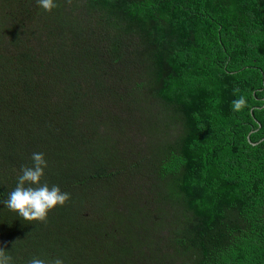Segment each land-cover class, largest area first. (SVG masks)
Wrapping results in <instances>:
<instances>
[{
	"label": "trees",
	"instance_id": "1",
	"mask_svg": "<svg viewBox=\"0 0 264 264\" xmlns=\"http://www.w3.org/2000/svg\"><path fill=\"white\" fill-rule=\"evenodd\" d=\"M55 3L0 0V199L34 152L70 193L0 204L15 264H264V0Z\"/></svg>",
	"mask_w": 264,
	"mask_h": 264
},
{
	"label": "clouds",
	"instance_id": "2",
	"mask_svg": "<svg viewBox=\"0 0 264 264\" xmlns=\"http://www.w3.org/2000/svg\"><path fill=\"white\" fill-rule=\"evenodd\" d=\"M39 7L51 11L56 6L55 0H37ZM245 101L240 98L233 102L234 108L239 110ZM48 162L44 153L34 152L32 163L24 165L16 175L15 187L7 193V198L0 199V204L12 212L18 213L24 220H45L50 210L58 205H64L70 198V193L63 191L58 184L44 182L45 169ZM0 264H15L14 257L0 245ZM27 264H65L63 258L56 256L43 259L32 256Z\"/></svg>",
	"mask_w": 264,
	"mask_h": 264
},
{
	"label": "rangeland",
	"instance_id": "3",
	"mask_svg": "<svg viewBox=\"0 0 264 264\" xmlns=\"http://www.w3.org/2000/svg\"><path fill=\"white\" fill-rule=\"evenodd\" d=\"M100 116L102 119L107 120L108 115L105 114V115H100ZM128 136L130 137L131 140H134V139L137 140L138 139V141H139V139L143 140L146 137V136L141 137V135L138 132L128 133ZM99 148L102 150L103 153H107V152L111 151L109 148H104V147H99ZM148 175L149 174H146L145 177H147Z\"/></svg>",
	"mask_w": 264,
	"mask_h": 264
}]
</instances>
